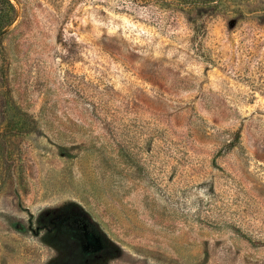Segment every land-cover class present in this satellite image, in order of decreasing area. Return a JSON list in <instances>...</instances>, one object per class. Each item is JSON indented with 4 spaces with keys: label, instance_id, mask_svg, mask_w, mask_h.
I'll return each mask as SVG.
<instances>
[{
    "label": "rangeland",
    "instance_id": "374dc122",
    "mask_svg": "<svg viewBox=\"0 0 264 264\" xmlns=\"http://www.w3.org/2000/svg\"><path fill=\"white\" fill-rule=\"evenodd\" d=\"M171 1L0 0V264H264V0Z\"/></svg>",
    "mask_w": 264,
    "mask_h": 264
},
{
    "label": "trees",
    "instance_id": "16d2710c",
    "mask_svg": "<svg viewBox=\"0 0 264 264\" xmlns=\"http://www.w3.org/2000/svg\"><path fill=\"white\" fill-rule=\"evenodd\" d=\"M161 1H162V3L164 2V0H146V2H145V3L149 4L150 8H153V10H152L153 14L154 15L157 14L160 18H161L160 11H159L160 9L158 8L157 4L160 3ZM165 1H166V4H168V0H165ZM174 1L175 2L171 1V4L177 3V5L185 7V8H183V10L188 9L190 11V7H197V9H199L200 13H202V12H204L206 10H209L211 8H214V7L218 8L223 3V0H174ZM196 16H198V15H196ZM212 16H213L212 14L211 15L210 14H208V15L206 14V16H204V17L198 16V17H200V20H199L200 24L193 26L194 35L196 36V38L201 40L202 28L204 26H206V23H207L206 18L207 17L212 18ZM237 135H240V133L237 132Z\"/></svg>",
    "mask_w": 264,
    "mask_h": 264
}]
</instances>
